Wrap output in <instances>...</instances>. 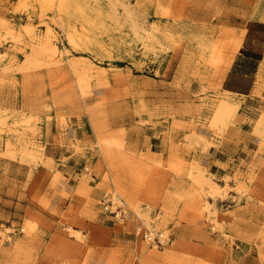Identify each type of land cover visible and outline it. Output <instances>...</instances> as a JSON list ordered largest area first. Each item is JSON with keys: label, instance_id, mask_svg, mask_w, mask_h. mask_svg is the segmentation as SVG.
Returning <instances> with one entry per match:
<instances>
[{"label": "rangeland", "instance_id": "obj_1", "mask_svg": "<svg viewBox=\"0 0 264 264\" xmlns=\"http://www.w3.org/2000/svg\"><path fill=\"white\" fill-rule=\"evenodd\" d=\"M191 3L0 0V264H236L239 241L264 264V110L245 126L259 148L219 181L199 159L177 171L180 185H128L117 171L131 162L137 129L161 128L170 146L204 152L245 120L221 89L239 46L225 15L264 21V0H227L209 19L191 17ZM256 85L264 100V57ZM74 159L85 160L80 183L98 180L100 192L60 216L57 199L73 187L55 168ZM137 219L156 221L172 243L136 236Z\"/></svg>", "mask_w": 264, "mask_h": 264}, {"label": "crops", "instance_id": "obj_2", "mask_svg": "<svg viewBox=\"0 0 264 264\" xmlns=\"http://www.w3.org/2000/svg\"><path fill=\"white\" fill-rule=\"evenodd\" d=\"M191 1L193 5L190 6L189 14L196 19H209L227 9V0ZM225 16H227L228 24L235 25L237 29L239 46L234 55V61L223 72L221 89L230 94L232 102L237 104L238 114L245 120L240 125H229L224 140L221 142L215 140L214 144L209 145L204 152L200 148H196V151H185L178 145L170 146L168 132L161 128L159 132L157 128L153 130L148 127L130 132L127 138L129 151L126 154L131 162L126 166L121 164L117 167L119 177L126 178L128 185L150 184L163 187L169 184H183L184 180L179 177L177 171H180L181 176L187 174L191 159L202 160L208 172L216 176L219 181L234 172L236 164L233 161L247 159L249 152L259 148L261 138L258 135H252L254 125L250 124L249 129H245V126L249 122L247 120L254 118L257 121L260 111L264 110V100L254 93L257 86L258 67L264 57V21H248L245 24L239 22L236 25L229 15ZM247 63H253V69L247 68ZM261 97L264 98V91H261ZM49 153L57 157L59 152H54L49 147ZM62 154L59 153V155ZM68 158H71V155H68ZM77 162L80 164L78 165ZM84 162V159L57 162L55 170L59 172L67 186L73 187L67 196L57 199L55 209L60 216L66 212L68 214L77 211L78 202L90 205L99 195L98 180L95 184L80 183ZM77 187L83 194H75ZM143 191L145 188L135 195L136 199L144 198ZM79 209L83 211L81 207ZM191 228L193 233L201 232L196 226ZM118 230L123 232L120 228ZM115 239L112 241L114 245L119 244V237ZM108 246L102 243L101 247L97 248L100 256L104 255ZM230 251L231 260L236 264H261L248 241L234 242Z\"/></svg>", "mask_w": 264, "mask_h": 264}, {"label": "built area", "instance_id": "obj_3", "mask_svg": "<svg viewBox=\"0 0 264 264\" xmlns=\"http://www.w3.org/2000/svg\"><path fill=\"white\" fill-rule=\"evenodd\" d=\"M156 221H151L149 225H145L142 220L135 221L134 234L141 236L142 239L147 240L150 245L163 248L172 243V235L165 233L163 230L155 229Z\"/></svg>", "mask_w": 264, "mask_h": 264}, {"label": "bare ground", "instance_id": "obj_4", "mask_svg": "<svg viewBox=\"0 0 264 264\" xmlns=\"http://www.w3.org/2000/svg\"><path fill=\"white\" fill-rule=\"evenodd\" d=\"M223 104L225 105V107H230V108H233V104L231 103V101H229V100H225V101H223ZM236 104V103H235ZM175 194V193H174Z\"/></svg>", "mask_w": 264, "mask_h": 264}]
</instances>
